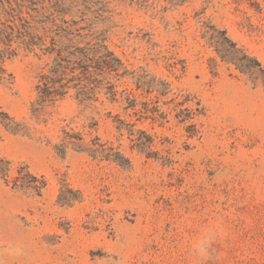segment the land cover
I'll return each mask as SVG.
<instances>
[{"label":"rangeland","instance_id":"obj_1","mask_svg":"<svg viewBox=\"0 0 264 264\" xmlns=\"http://www.w3.org/2000/svg\"><path fill=\"white\" fill-rule=\"evenodd\" d=\"M77 1L116 95L36 111L48 57L7 60L0 264H264V0Z\"/></svg>","mask_w":264,"mask_h":264},{"label":"trees","instance_id":"obj_2","mask_svg":"<svg viewBox=\"0 0 264 264\" xmlns=\"http://www.w3.org/2000/svg\"><path fill=\"white\" fill-rule=\"evenodd\" d=\"M50 2L49 10L43 0L40 7L37 0H0V82L8 75L7 60L25 51L48 57L37 75L36 111L69 95L86 104L98 101L102 92L114 99L113 79L121 76L122 62L106 37L94 30L102 14L95 12L89 19L88 11L75 10L77 0ZM224 38L228 46L216 45L217 53L242 69L236 57L243 50L228 36Z\"/></svg>","mask_w":264,"mask_h":264}]
</instances>
